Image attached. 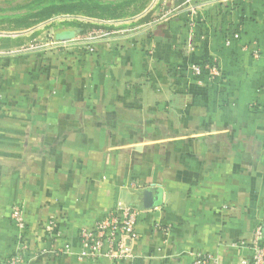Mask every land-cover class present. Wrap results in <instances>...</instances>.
I'll return each instance as SVG.
<instances>
[{
    "label": "crops",
    "instance_id": "crops-1",
    "mask_svg": "<svg viewBox=\"0 0 264 264\" xmlns=\"http://www.w3.org/2000/svg\"><path fill=\"white\" fill-rule=\"evenodd\" d=\"M163 2L144 30L0 52V261L21 203L26 264H249L264 227V0ZM213 59L218 75L192 71ZM119 202L140 209L133 256L79 260V230Z\"/></svg>",
    "mask_w": 264,
    "mask_h": 264
},
{
    "label": "rangeland",
    "instance_id": "rangeland-1",
    "mask_svg": "<svg viewBox=\"0 0 264 264\" xmlns=\"http://www.w3.org/2000/svg\"><path fill=\"white\" fill-rule=\"evenodd\" d=\"M164 4L163 0H0V52L51 49L78 36L77 42L84 45L87 38L144 30L164 15ZM62 30L73 31L72 39H57Z\"/></svg>",
    "mask_w": 264,
    "mask_h": 264
},
{
    "label": "built area",
    "instance_id": "built-area-1",
    "mask_svg": "<svg viewBox=\"0 0 264 264\" xmlns=\"http://www.w3.org/2000/svg\"><path fill=\"white\" fill-rule=\"evenodd\" d=\"M238 33H230L225 38V43L229 45L233 38H238ZM72 39V38H71ZM79 36L74 38L77 42ZM88 41L92 40L91 38ZM70 40V39H69ZM57 41V40H56ZM67 40L63 41L66 42ZM86 41V43L88 42ZM80 43V42H77ZM81 44V43H80ZM258 57L259 53L255 52ZM192 71L200 74L207 69L211 76L218 75L220 70L216 59L206 64L192 65ZM140 214V209L132 204L119 202L114 208L108 210L101 218H99L93 227H82L79 232V239L82 244L83 251L79 255V260L107 257L112 260L129 259L133 256L131 242L139 239L140 234L137 231V220ZM12 220L19 229V235L16 242V251L6 261H0V264H26V253L28 245L25 242V207L19 203L13 206ZM157 229L166 230L160 223H156ZM56 220L49 219L46 226V233L49 236H56L55 233ZM245 244V242H240ZM235 242L232 245L236 246ZM252 251L249 264H264V227L258 225L252 232V239L250 243ZM190 264H222L219 258L209 252H196L193 254Z\"/></svg>",
    "mask_w": 264,
    "mask_h": 264
},
{
    "label": "water",
    "instance_id": "water-1",
    "mask_svg": "<svg viewBox=\"0 0 264 264\" xmlns=\"http://www.w3.org/2000/svg\"><path fill=\"white\" fill-rule=\"evenodd\" d=\"M72 37H73L72 34H66V35H64V36L61 37V40H69V39H71Z\"/></svg>",
    "mask_w": 264,
    "mask_h": 264
},
{
    "label": "trees",
    "instance_id": "trees-1",
    "mask_svg": "<svg viewBox=\"0 0 264 264\" xmlns=\"http://www.w3.org/2000/svg\"><path fill=\"white\" fill-rule=\"evenodd\" d=\"M60 32L63 34L62 36L66 35V34H72V35H74V32L71 31V30H62Z\"/></svg>",
    "mask_w": 264,
    "mask_h": 264
},
{
    "label": "flooded vegetation",
    "instance_id": "flooded-vegetation-1",
    "mask_svg": "<svg viewBox=\"0 0 264 264\" xmlns=\"http://www.w3.org/2000/svg\"><path fill=\"white\" fill-rule=\"evenodd\" d=\"M62 35L63 34L61 32L57 34L58 37H62Z\"/></svg>",
    "mask_w": 264,
    "mask_h": 264
}]
</instances>
